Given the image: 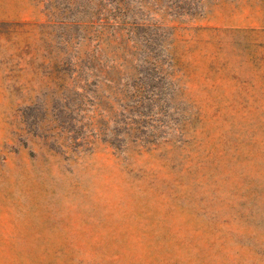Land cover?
I'll list each match as a JSON object with an SVG mask.
<instances>
[{"label": "rangeland", "instance_id": "obj_1", "mask_svg": "<svg viewBox=\"0 0 264 264\" xmlns=\"http://www.w3.org/2000/svg\"><path fill=\"white\" fill-rule=\"evenodd\" d=\"M0 264H264V0H0Z\"/></svg>", "mask_w": 264, "mask_h": 264}]
</instances>
